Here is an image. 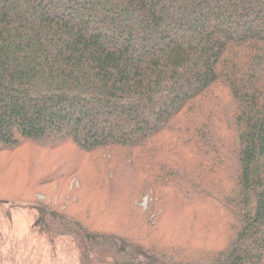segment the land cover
Here are the masks:
<instances>
[{"label":"trees","instance_id":"trees-1","mask_svg":"<svg viewBox=\"0 0 264 264\" xmlns=\"http://www.w3.org/2000/svg\"><path fill=\"white\" fill-rule=\"evenodd\" d=\"M113 146L169 212L100 200L109 166L80 159ZM4 150L0 201L34 204L79 264H264V0H0ZM65 165L77 202L32 203L66 194Z\"/></svg>","mask_w":264,"mask_h":264},{"label":"rangeland","instance_id":"rangeland-1","mask_svg":"<svg viewBox=\"0 0 264 264\" xmlns=\"http://www.w3.org/2000/svg\"><path fill=\"white\" fill-rule=\"evenodd\" d=\"M221 90L225 95V89L221 87ZM21 148H23V152H29L30 150L35 152L37 150L44 151L38 145L32 143ZM14 152L0 151V160ZM99 157L102 160H97L93 156H83L80 160L99 161L101 162L100 165L109 166L105 173L111 178V182L104 183L101 181V187L97 191L101 195L100 200L111 206V212L113 208L120 211L123 209L131 210L135 206V211L140 214H148L152 205L157 206L158 213L170 211L171 206L168 205L167 199L160 200L154 196L152 191L141 190L139 197H135L134 185L140 187L143 181L130 167L122 166L127 159L120 153V148L117 149L113 146L108 151H104ZM12 161L15 162L16 159ZM73 162H78V160L73 159ZM22 167V162H15L10 166V169H20ZM121 167L124 169V176L127 180L125 183H121L117 178L121 172ZM69 169H72L71 165L60 168L54 167L48 170L54 171L52 178L48 181H52L54 178L58 180L51 186L53 190L57 192L62 184L65 186L66 194H62L61 197L57 198L37 193L32 203L54 205L61 203V208L65 209L70 203L77 202L79 195L84 191L83 180L77 174L66 178L65 173ZM59 176H61V179L58 178ZM7 178L6 172H0V197H4L3 195L15 185L14 183L9 185L8 180L6 181ZM37 215L38 212L34 204L32 206L26 202L0 201V264H79L78 251L70 237L61 235L51 237L44 232H39L34 224ZM132 217L130 215V223H136ZM148 220L152 224L156 221L153 214L149 216ZM210 238L217 239L216 233L212 232ZM184 239L187 243L194 245L196 237L184 235ZM221 240L222 238H218L215 241L216 244H220Z\"/></svg>","mask_w":264,"mask_h":264}]
</instances>
